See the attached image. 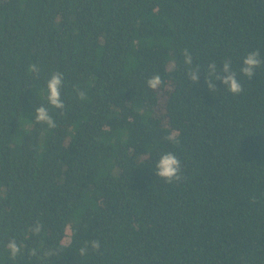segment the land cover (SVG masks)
I'll list each match as a JSON object with an SVG mask.
<instances>
[{
    "label": "trees",
    "instance_id": "obj_1",
    "mask_svg": "<svg viewBox=\"0 0 264 264\" xmlns=\"http://www.w3.org/2000/svg\"><path fill=\"white\" fill-rule=\"evenodd\" d=\"M0 264H264V0H0Z\"/></svg>",
    "mask_w": 264,
    "mask_h": 264
},
{
    "label": "clouds",
    "instance_id": "obj_2",
    "mask_svg": "<svg viewBox=\"0 0 264 264\" xmlns=\"http://www.w3.org/2000/svg\"><path fill=\"white\" fill-rule=\"evenodd\" d=\"M186 63L191 64L192 60L190 56L186 54ZM262 64V60L260 58L259 51L249 52L243 59V67L240 68V72L248 77L249 79L255 75V70L259 68ZM212 69H215V63L210 65ZM224 70L229 72V74L225 77H216L217 79H221L222 82L228 85V91L233 94H240L243 91V87L241 82L237 79L236 74L229 71V62H224ZM29 72H35L39 74L41 69L39 66L33 64L28 69ZM198 77V73L195 71L191 72L192 81H196ZM63 80V73L56 71L52 74L51 78L47 81V100L51 108L56 109H64L65 105L63 101L60 99L61 96V84ZM162 83L160 76H153L151 79L147 81L148 87L152 89H156ZM209 89H213L214 85L210 80H206ZM77 95L80 99H85L86 93L84 91H78ZM36 123L46 124L49 128H55L56 124L52 116L49 115V109L44 107H40L36 109ZM156 175L163 178L168 183H173L174 181L178 182L182 179L181 176V164L179 159L171 152H164L158 161H156ZM36 231L40 230V226L37 225ZM91 248L95 250H99L100 241L94 240L91 241ZM7 248L11 255L14 257L17 253L21 251V249L16 245L15 241H10L7 245ZM87 252V247L81 248V255ZM33 255L35 252L33 251Z\"/></svg>",
    "mask_w": 264,
    "mask_h": 264
}]
</instances>
